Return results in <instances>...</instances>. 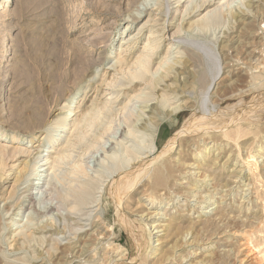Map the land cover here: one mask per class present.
<instances>
[{
  "label": "rangeland",
  "instance_id": "obj_1",
  "mask_svg": "<svg viewBox=\"0 0 264 264\" xmlns=\"http://www.w3.org/2000/svg\"><path fill=\"white\" fill-rule=\"evenodd\" d=\"M180 1L9 0L0 11V124L2 132L17 136L0 137V148L10 156L21 149L6 160L0 178V264H108L115 245L126 254L111 264H264V72L258 83L243 63L253 61H246L249 46L264 48V29L258 27L264 24V0H197L190 15L188 0ZM245 6L254 15L244 24L237 12ZM126 27L131 36L122 39ZM160 37L148 78L116 87L120 78L130 82L129 69L147 41ZM172 50L178 59H193L170 69L163 82L158 79L170 63L165 69L160 61ZM230 57L242 58L235 71L228 68ZM157 69L159 77L153 75ZM174 76L186 78L189 91L180 94ZM119 90L112 100L110 92ZM141 92L151 95L136 99ZM93 111L99 119L89 117L85 126L82 116ZM66 112L64 127L57 120ZM149 118L159 120L158 148L136 160L132 153L147 151L137 148V138L128 135L121 146L111 134L123 123L127 131L130 121L141 130ZM107 139L116 150H102L94 199L82 206V155L89 159ZM39 152L51 174L44 202L32 187ZM113 152L117 159L111 160ZM154 166L164 171L160 186L148 178ZM145 188L166 193L147 207ZM55 189L64 204L54 198ZM157 210L158 222L170 226L150 235L149 218ZM100 223L106 230L98 241L93 233Z\"/></svg>",
  "mask_w": 264,
  "mask_h": 264
},
{
  "label": "bare ground",
  "instance_id": "obj_2",
  "mask_svg": "<svg viewBox=\"0 0 264 264\" xmlns=\"http://www.w3.org/2000/svg\"><path fill=\"white\" fill-rule=\"evenodd\" d=\"M9 0H3V2H1L0 3V11L1 10H5L6 8H7V6H8V2ZM182 1V0H181ZM180 1V2H181ZM185 1V0H184ZM195 1H197V0H188V2H187V4H188V6L186 7V12H187V14L188 15H190L191 13H193L194 11H192L190 14H189V11L191 10H189L188 8L191 6V5H193V3L195 2ZM256 1V0H255ZM262 1V0H261ZM178 2V1H177ZM179 2V3H180ZM244 3V2H243ZM148 4H149V2H148ZM186 4V5H187ZM249 4V3H248ZM255 4V3H254ZM262 4V3H261ZM195 5V4H194ZM199 5V4H198ZM197 5V6H198ZM252 5V4H251ZM259 5V4H258ZM250 6V5H249ZM249 6L248 7H246L245 6V8H242L241 10H239L238 12H237V14H238V16H239V18H240V21H241V23H246V19L248 20V18H250L251 16H253L254 14H252V11L250 10V8H249ZM260 6V5H259ZM258 6V7H259ZM219 7V6H218ZM222 8H224L223 6H221ZM251 7V6H250ZM261 7V6H260ZM192 8H195V6H193ZM197 8V7H196ZM252 8V7H251ZM261 9V8H260ZM189 10V11H188ZM222 11H223V9H221ZM221 10H220V12H221ZM255 10V9H254ZM210 11H212V10H210ZM256 11V10H255ZM141 12H142V10H141ZM186 12H184V14L186 13ZM219 12V8H218V12H216V14L217 15H221V14H219L220 13ZM256 12H258V14H259V11H256ZM261 13V12H260ZM186 14V15H187ZM215 14V13H214ZM213 14V15H214ZM215 14V15H216ZM208 16H210V15H212V12H209L208 14H207ZM212 15V16H213ZM260 15V14H259ZM140 16V15H139ZM234 16V15H233ZM261 16H262V14H261ZM216 17V16H215ZM263 17V16H262ZM183 18H184V16H183ZM183 18H182V20H183ZM185 18H186V16H185ZM191 18V17H190ZM207 17H205V19H206ZM258 18H261V17H258ZM213 19V18H212ZM252 19V18H251ZM250 19V20H251ZM262 19V18H261ZM191 20V19H190ZM190 20H189V22H190ZM208 20V19H207ZM236 20V19H235ZM254 20H256V19H254ZM186 21V20H185ZM200 21H202V18H201V20ZM209 21V20H208ZM207 21V22H208ZM253 21V20H252ZM194 21H191L190 23V27H191V25H192V23H193ZM203 22H204V20H203ZM218 22V21H217ZM239 21L237 20V23H238ZM171 23V22H170ZM185 23V22H184ZM210 23V22H209ZM259 23V22H258ZM172 24V23H171ZM196 24V23H195ZM208 24V23H207ZM211 24V23H210ZM212 24H213V22H212ZM185 25H186V23H185ZM193 25H194V23H193ZM126 26H127V24H126ZM129 26V25H128ZM127 26V27H128ZM188 26H189V23H188ZM209 26H211V25H209ZM224 26V25H223ZM238 26V25H237ZM240 26V25H239ZM127 27L124 29V31H123V34L121 35V38L122 39H125L128 35L129 36H131V32H127V33H125V31L127 30ZM184 27V26H183ZM182 27V25L180 26V28L179 29H181V28H183ZM190 27H188V28H190ZM194 27V26H193ZM195 27H197L196 25H195ZM199 27V26H198ZM232 27V26H231ZM258 27H260L259 28V30L261 29H264V24H261L260 23V26H258ZM234 28V27H233ZM236 28V27H235ZM239 28V27H238ZM197 29H199V28H197ZM247 29V28H246ZM161 30V29H160ZM188 30V29H187ZM190 30H194L192 27H191V29ZM195 30H196V28H195ZM200 30V29H199ZM230 30V29H229ZM236 30V29H235ZM241 30V29H240ZM239 30V31H240ZM182 31V30H181ZM238 31V32H239ZM248 31V30H247ZM237 32V33H238ZM261 32V31H260ZM155 33V32H154ZM163 33V32H162ZM233 33V32H232ZM231 33V34H232ZM252 33V32H251ZM251 33H250V35H251ZM263 33V32H262ZM151 34V33H150ZM229 34H230V32H229ZM256 34H258L257 32H256ZM260 34V33H259ZM239 36V35H238ZM253 36V35H252ZM264 36V35H263ZM251 37V36H250ZM135 38V37H134ZM162 38H163V36H162ZM161 37L160 38H155V39H149L148 41H147V43H146V45H145V50H144V52H142V54H141V56H139V58H137V60H136V62H134V68H130L129 70H131V73H129V76L127 77V78H129V81L130 82H127V81H125L123 78H120L119 80H118V82H116L117 84H116V87H123L124 86V88H125V86H127L128 84H130V85H128L129 86V88H131L132 86H133V83H135L136 82V80H138V79H147L148 78V73L151 71L150 70V66H151V64H152V62L154 63L156 60H155V55H157V48L159 47V45H160V42H157V41H159V40H161L162 39ZM226 38H229V37H226ZM252 38V37H251ZM255 38V37H254ZM132 40H133V38H132ZM229 40V39H228ZM263 40V39H262ZM261 40V41H262ZM128 41V40H127ZM130 41V40H129ZM224 41V40H223ZM226 41V40H225ZM230 41H231V39H230ZM227 42V41H226ZM240 42V41H239ZM232 43V42H231ZM254 43V42H253ZM257 43V42H256ZM260 43V42H259ZM247 44V43H246ZM248 44H249V42H248ZM261 44V43H260ZM245 45V44H244ZM263 45V44H262ZM227 46V45H226ZM230 46H232V45H230ZM237 46V45H236ZM264 46V45H263ZM245 47H246V45H245ZM177 48V47H176ZM225 48V47H224ZM226 49H228V48H226ZM233 49V48H232ZM223 50V49H222ZM237 50V49H236ZM173 51V50H172ZM179 51V50H178ZM241 51V50H240ZM244 51V50H243ZM249 57H251V59H248V60H246V61H249V60H253L252 62H250V63H247V62H243L244 64H247V67H246V72H248L249 73V75L251 76V77H256V79H257V82H258V76H260V74L261 73H263L264 72V48L261 46V45H259V44H254V45H251V46H249ZM180 52V51H179ZM235 52V51H234ZM169 53V52H168ZM175 52L173 51V53H171V55L170 56H168V58L166 59V60H159L160 61V67H165V69H166V66H168L169 64H168V62L170 63V65L168 66V69H167V74L166 75H164V76H161V77H159V76H157V73L159 72V69H157L154 73H153V75H156L157 77H159V79L158 80H160V81H163V79H164V77H166L167 75H168V72H170V69L171 70H173V68L174 67H176L177 66V64L178 65H181V64H183V65H188L189 63H191L192 61V59H191V55L189 56V55H186L184 58L183 57H181V58H176V57H174L175 56V54H174ZM178 53V52H177ZM180 54V53H179ZM228 54H230L229 52H228ZM235 54V53H234ZM174 55V56H173ZM226 55V54H225ZM231 55H232V53H231ZM183 56V55H182ZM227 56V55H226ZM235 56H236V54H235ZM160 57V56H159ZM178 57V56H177ZM232 57V56H231ZM227 58L228 59V61H227V65H228V68L230 69V71H232V70H234L237 66H239V64H240V60H239V58L238 59H236V58ZM246 57V56H245ZM226 58V57H225ZM246 58H248V57H246ZM241 60H242V58H240ZM244 59V58H243ZM245 61V60H244ZM226 63V62H225ZM183 65H181V66H183ZM185 67V66H184ZM189 67V66H188ZM244 67V66H243ZM186 68V67H185ZM238 68V67H237ZM245 69V68H244ZM164 70V69H163ZM241 70V69H240ZM235 71V70H234ZM183 72V71H182ZM245 72V73H246ZM160 73V72H159ZM227 73V72H226ZM237 73V72H236ZM171 74H173V73H171ZM181 74V73H180ZM228 74V73H227ZM238 74H240V73H238ZM162 75V74H161ZM226 75V74H225ZM225 75H223L224 77H225ZM230 75H232L231 73H230ZM234 75V74H233ZM246 75H248V74H246ZM227 76V75H226ZM250 76H249V79L251 80V81H253V80H255V79H251L250 78ZM175 77V76H174ZM186 77V76H185ZM167 78V77H166ZM176 79V83L177 84H175L176 85V88L178 87V89L180 88V86H181V88H180V92L178 91V89H176L175 88V92H179L180 94L181 93H185L186 91H189V90H185V85L189 82L186 78H184L185 80L184 81H182L181 79H179V78H177V77H175ZM181 78V77H180ZM228 78V77H227ZM263 79H264V77H262ZM153 79H155L154 77H153ZM157 79V78H156ZM262 79V80H263ZM166 80V79H165ZM168 80V79H167ZM179 80H181L182 81V83H181V81H179ZM155 81V80H154ZM178 81L180 82V83H178ZM248 82H249V80H247ZM164 82V81H163ZM156 83V82H155ZM157 83H159V82H157ZM170 83H171V81H170ZM252 83H254V81L252 82ZM258 83H262L261 81H259ZM264 83V82H263ZM136 84V83H135ZM134 84V85H135ZM174 85V83H171V85ZM162 85V84H161ZM172 85V86H173ZM248 85V84H247ZM252 85V84H251ZM256 86H257V84H255ZM127 86V87H128ZM136 86V85H135ZM160 86V85H159ZM196 86V85H195ZM137 87V86H136ZM156 87V86H155ZM191 87H193V85L191 86ZM251 87V86H250ZM166 87H164V89H165ZM168 88H170V84L168 83ZM172 88H174V87H171V90H172ZM195 88V87H194ZM194 88H191V89H194ZM261 88V87H260ZM259 88V89H260ZM121 89V88H120ZM127 89V88H126ZM135 89V88H134ZM255 89V88H254ZM123 90V89H122ZM137 89H135L134 91H136ZM177 90V91H176ZM242 90V89H241ZM240 90V91H241ZM125 91V90H124ZM123 91V92H124ZM138 91V90H137ZM143 91V90H142ZM119 92H121V90H119V91H113V92H110V94L112 93V100L113 99H117V96H115L114 94H116V95H118L119 94ZM133 92V91H132ZM154 92V91H153ZM164 92V91H163ZM174 92V91H173ZM179 93H178V95L177 96H179ZM121 94V93H120ZM123 94V93H122ZM128 94H129V92H128ZM160 94V93H159ZM165 94H167V93H165ZM170 94H172V93H170ZM151 94L149 93V94H147L146 92H141V94H139L138 93V95H137V97H136V99H140V98H145V97H149ZM174 95V94H173ZM183 95V94H182ZM121 96V95H120ZM164 96V95H163ZM170 97H172V95L170 96ZM150 98H152V97H150ZM150 98H149V100L148 101H145V102H150L151 100H150ZM174 98V97H173ZM176 98V97H175ZM132 99V98H131ZM169 99H171V98H169ZM111 100V101H112ZM140 101V100H139ZM144 101V100H143ZM214 101H216V100H214ZM112 103V102H111ZM137 103V102H136ZM135 104V103H134ZM141 104H142V100H141ZM107 105V104H106ZM108 106V105H107ZM148 106V103H146V105H144V107H147ZM151 106V105H150ZM106 107V106H105ZM110 107V106H109ZM113 107H114V105H113ZM129 107V106H128ZM143 107V108H144ZM178 107H180V106H175L174 107V109L176 110ZM102 108V107H101ZM107 108V107H106ZM136 108H138L137 107V105H134V106H132V110L130 109V108H128V109H130L131 111H133V109L134 110H137ZM155 108V107H154ZM100 109V108H99ZM103 109V108H102ZM109 109V108H108ZM107 109V110H108ZM114 109V108H113ZM90 110V109H89ZM106 110V111H107ZM126 110H127V107H126ZM129 110V111H130ZM146 110V109H145ZM145 110H143L144 112H145ZM151 110V109H150ZM91 111V110H90ZM97 111V110H96ZM102 111V110H101ZM111 111V110H110ZM131 111H130V113H131ZM69 112V111H68ZM92 112V111H91ZM91 112H89V114H84V116H82L84 119H83V121H82V123L85 125V123L86 122H89L90 121V118H92V119H94L95 117H96V113L97 112H94V113H92L91 114ZM99 112H100V110H99ZM172 112H173V110H172ZM175 112V111H174ZM135 113V112H134ZM102 114V113H101ZM126 114V113H125ZM132 114V113H131ZM158 114V113H157ZM170 114V113H169ZM88 115H90V116H88ZM88 116V117H87ZM98 116H100V115H98ZM154 116H155V114H154ZM90 117V118H89ZM156 117V116H155ZM66 118H67V112H66V114L64 115V116H62L59 120H57L58 122L57 123H62L63 125H64V127H66ZM96 118H98V117H96ZM99 119V118H98ZM125 119V118H124ZM127 119H128V121H129V119H131V118H129V112H128V114H127ZM149 119H151V118H149ZM156 119V118H155ZM145 120H146V118H145ZM94 121H96V120H94ZM93 121V122H94ZM128 121H125V122H128ZM137 121V120H136ZM148 121V120H147ZM130 123H131V121H130ZM130 123H128L127 124V126L129 127L128 128V130L127 131H125L124 129V123H123V125H120L119 126V128H117L115 131H113V133L111 134V138H113V139H116V141H117V145H120L121 144V141L123 140L124 141V139H127V137H128V135H133L132 137H134V138H137V140H138V142L136 143V146H137V148H139V149H146L147 151H144V152H141V151H136V152H134V153H132V155L133 154H135V156H134V158L137 160V158L139 157V155H144L146 152H148V154L150 153V152H153L156 148H158L157 147V138H158V136L157 135H159L158 133H157V131H158V126H159V120H154V119H151V120H149L148 121V123L145 125V126H141L142 127V129L140 130H135L134 128H135V126L133 125L134 124V122L130 125ZM137 123V122H136ZM135 123V124H136ZM62 125V126H63ZM83 125V126H84ZM91 125V124H90ZM86 126V125H85ZM133 128V130L134 131H137V132H140V135H135V133L132 131V129H131V127ZM3 127V125L2 124H0V137H1V140L2 141H6V139H9V141L11 140V139H13V140H17V136H12V135H8L7 133H5V132H2L1 131V128ZM64 129V128H63ZM94 130V129H93ZM50 131V130H49ZM54 131V130H53ZM52 131V132H53ZM124 131V133H123V137H122V139H120V141H119V137H121V135H122V132ZM95 133V132H94ZM93 135V134H92ZM90 137H92V136H90ZM94 137V136H93ZM98 137V136H97ZM95 138V137H94ZM48 139V138H47ZM53 140H55V137H52L51 138V143H53ZM122 141V142H123ZM136 141V140H135ZM28 142V141H27ZM43 143V142H42ZM49 143V142H48ZM133 143H134V140H133ZM40 144V143H39ZM38 144V145H39ZM44 144V143H43ZM46 144V143H45ZM116 144L114 145V142L111 140H109V139H107V141H105L103 144H102V148H99V149H97L96 151H94V152H92V154L89 156L90 158L89 159H87L86 160V158H83V155H82V189L80 190V192L78 193V195H77V201H79V202H81L82 201V206H84L85 204H87L88 205V202L90 201V199H94L93 197V195H92V192H91V190H92V188H94L93 187V181L94 180H96L97 178H98V176H100V171H102L101 170V168H100V163L101 162H104V157H102V150L107 154L108 152H110V151H114L115 152V150H116ZM37 145V146H38ZM42 145V144H41ZM121 146H122V144H121ZM128 146V145H127ZM126 146V147H127ZM2 147V146H1ZM42 147V146H41ZM206 147V146H205ZM45 148H46V146H45ZM47 148H48V146H47ZM98 148V147H97ZM129 148V152H130V147H128ZM128 148H127V151H126V149H125V151L126 152H128ZM136 148V149H137ZM17 149V148H16ZM50 149V148H49ZM90 149V148H89ZM2 150V151H1ZM7 150V148L5 149V146H3V148H0V152H1V154H0V178L2 177V174H3V172H2V170L4 171V167L3 166H5V162H6V160H8V158L9 157H16L17 156V154H18V152H20L21 151V149H19V151H14V153H13V156H10V154L8 155V150ZM131 150H133V149H131ZM87 152H88V150H87ZM86 152V153H87ZM113 152V154L112 155H110L109 157L111 158V160H114V159H117V155L115 154ZM85 153V154H86ZM98 153V154H97ZM129 154H131V152L130 153H128V156H130ZM98 155V156H97ZM148 156V155H147ZM195 156H199V152L198 153H196L195 154ZM146 157V156H145ZM106 158V157H105ZM133 158V157H132ZM129 159V158H128ZM142 159V158H141ZM17 161V160H16ZM107 161H109V160H107ZM10 162V161H9ZM135 162V161H134ZM8 163V162H7ZM47 163H49V162H47V160L45 159V157L43 156V154H41L40 152H39V154L37 155V157H36V160L34 161V163H33V168H34V170H36V175H37V177H36V179H35V181H34V183H33V185L34 186H32L34 189H36L35 191V197L39 200V201H45V199H44V197H45V189H43L44 188V186H46V187H48L47 185H49V183H50V181L49 180H46V177H48L49 175H51V174H49V173H46L47 172V169L49 170V167L48 168H45L44 166L47 164ZM191 163V162H190ZM194 163H195V161H194ZM138 164V163H137ZM7 165V164H6ZM32 165V164H31ZM10 166V165H9ZM136 166V165H135ZM13 167V166H12ZM134 167V166H133ZM12 169V168H11ZM151 169V168H150ZM17 170V169H16ZM149 172V171H148ZM95 173V174H94ZM149 174V173H148ZM16 175H17V177L19 176V171H17L16 172ZM122 175V174H121ZM165 175H166V173H165ZM86 176H88L90 179H86L85 177ZM6 177V176H5ZM10 177V176H9ZM81 178V177H80ZM148 178L151 180H154V184H156V185H161V184H163L165 181H164V171H163V169H159V168H157L156 166H154L153 167V170H151V172H150V174H149V176H148ZM166 178V177H165ZM51 179V178H50ZM99 180V179H98ZM163 182V183H162ZM132 184V183H131ZM159 185V186H160ZM51 186V185H50ZM49 186V187H50ZM80 186V185H79ZM144 186V185H143ZM126 187V186H125ZM157 187V186H156ZM51 188V187H50ZM57 188V187H56ZM99 188V187H98ZM49 189V188H48ZM47 189V190H48ZM95 189V188H94ZM93 189V190H94ZM100 190V189H99ZM145 190H146V188H145ZM149 190V189H148ZM167 190V189H166ZM51 191V190H50ZM54 192L55 193H52L53 195H54V198L55 199H58V202H59V204L60 205H62V204H64V201H63V196H62V194L63 193H60L59 191H58V189H55L54 190ZM78 192V191H77ZM146 192H147V190H146ZM51 193V192H50ZM98 193V192H97ZM120 193V192H119ZM164 193H166L165 191H163V189H162V191H157V192H154L152 189H150V191H148L147 193H144V195H143V200L145 201L144 203H147V204H145V205H147V207H148V205H151V207L152 206H155L156 205V202L158 201V200H160V199H162V195L164 194ZM32 194H34V193H32ZM142 194V193H141ZM34 197V198H35ZM37 201V200H36ZM43 201V202H44ZM55 202V201H54ZM46 203V202H45ZM45 203H44V207H46V209L47 208H49V203H47V206H45ZM52 203V202H51ZM93 203H95V202H93ZM42 204V203H41ZM59 204H57V205H59ZM79 204H81V203H79ZM28 205V204H27ZM53 205V204H52ZM59 205V206H60ZM67 205V204H66ZM23 206V205H22ZM51 206V205H50ZM55 207V206H54ZM52 209V208H51ZM21 211H22V209H20ZM23 213V212H22ZM157 214H160V210L158 211L157 210V212H155V213H151V216H150V220L152 219V224L149 226V228H151L152 230V232H150V235H152L151 233H158L160 230H155L156 228H160V227H163V226H168L169 224L167 223V224H164V223H161L160 224V222H158V220L160 219V217H158V219H156V215ZM171 220H172V218H171ZM160 221V220H159ZM162 221V220H161ZM101 222V221H100ZM204 222V221H203ZM101 224L102 223H100L99 225V228H95V231H94V233H93V235H91V237L93 236V237H95V239H97L98 240V238H100L101 237V235L103 234V229H105L106 230V225L105 226H101ZM92 225V224H91ZM108 226V225H107ZM170 226V225H169ZM178 226V225H177ZM83 227V226H82ZM172 227V226H171ZM38 228V227H37ZM83 229V228H82ZM58 230V229H57ZM108 231L110 230V228L108 227V229H107ZM162 230V229H161ZM55 231V230H54ZM27 232H28V230H27ZM32 232V231H31ZM20 233V232H19ZM23 233V232H22ZM53 234V233H52ZM188 234V233H187ZM162 235V234H161ZM168 235V234H167ZM31 236V235H30ZM52 235H50V237H51ZM157 236V235H156ZM90 237V236H89ZM90 237V238H91ZM105 237V236H104ZM52 238V237H51ZM109 238H110V236H109ZM187 238V237H186ZM91 239H94V238H91ZM90 239V240H91ZM94 239V240H95ZM55 240V239H54ZM96 240V241H97ZM111 240V239H110ZM157 240V242L160 240V238H157L156 239ZM188 240V239H187ZM56 241H59V240H57L56 239ZM99 241V240H98ZM108 242V241H107ZM193 242V241H192ZM87 243H89V242H87ZM196 243V242H195ZM203 243V242H202ZM92 244V243H91ZM101 244V243H100ZM111 244V243H110ZM161 244V242L159 241L158 243H157V245H160ZM75 245V244H74ZM89 245V244H88ZM106 245H109V244H105V247H107ZM112 245V244H111ZM94 246V245H93ZM203 246V245H202ZM86 247V246H85ZM89 247L91 248V246L89 245ZM109 248H111V247H109ZM157 248V247H156ZM155 248V249H156ZM76 249V248H75ZM82 249V248H81ZM93 249H95V248H93ZM163 249V248H162ZM105 250H106V248H105ZM107 250H109V249H107ZM110 252H109V254H110V257H111V259H110V261L108 262V264H111L113 261H120V260H123L124 259V255L126 254L124 251L125 250H123V248L122 247H120V246H116L115 245V247H112L110 250H109ZM68 252V251H67ZM55 253V252H54ZM71 253V252H70ZM69 253V254H70ZM92 253H96L95 251H93ZM107 253V252H106ZM156 253V252H155ZM192 253V252H191ZM196 253H198V252H196ZM68 254V253H67ZM73 254H71L70 256H72ZM79 255V254H78ZM83 255V254H82ZM92 256V254H89V256ZM190 256H191V254H189ZM69 256V255H68ZM94 256V255H93ZM81 257V256H80ZM87 257H88V255H87ZM96 257V256H95ZM71 258V257H70ZM70 258H69V260H70ZM18 259V258H17ZM21 259V258H20ZM94 259V258H93ZM22 260V259H21ZM68 260V261H69ZM85 260H86V258H85ZM81 261V260H80ZM73 262V261H72ZM82 262H83V260H82ZM47 263V262H46ZM70 263H71V261H70ZM77 263V262H76ZM80 263V262H79ZM79 263H77V264H79ZM97 263H99V262H97ZM211 263V262H210ZM27 264V263H26ZM115 264V263H114Z\"/></svg>",
  "mask_w": 264,
  "mask_h": 264
}]
</instances>
